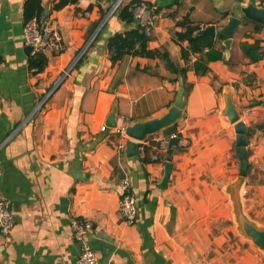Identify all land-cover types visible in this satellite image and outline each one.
Returning <instances> with one entry per match:
<instances>
[{
    "label": "crops",
    "instance_id": "crops-1",
    "mask_svg": "<svg viewBox=\"0 0 264 264\" xmlns=\"http://www.w3.org/2000/svg\"><path fill=\"white\" fill-rule=\"evenodd\" d=\"M26 1L0 0V199L15 218L11 235L0 234V264H77L76 218L92 225L86 240L99 264H264V254L237 230L229 186L241 162L235 126L223 116L232 91L248 137L242 200L249 218L264 226V57L252 64L242 51L256 41L264 47V28L243 19L229 49L216 38L225 60L210 63L207 75L190 70L183 79L159 58L112 63L108 41L139 27L112 12L117 0H79L62 10L53 8L60 0H41L44 18L60 25L65 51L46 55L48 65L37 73L26 52ZM151 1L161 18L149 48L179 70L201 57L192 55L186 66L189 43L176 39L184 19L220 29L243 18L244 4L264 7V0ZM186 84L177 130L189 144L162 152L172 163L162 187L167 163L143 162L138 150L130 156L131 141L116 132L112 115L130 122L163 116ZM126 177L139 202L131 226L119 211Z\"/></svg>",
    "mask_w": 264,
    "mask_h": 264
},
{
    "label": "built area",
    "instance_id": "built-area-1",
    "mask_svg": "<svg viewBox=\"0 0 264 264\" xmlns=\"http://www.w3.org/2000/svg\"><path fill=\"white\" fill-rule=\"evenodd\" d=\"M130 3H132L131 12L133 13L135 22L142 28L145 35L151 38L153 30L161 18L157 4L151 0H119L117 5L115 7L113 6L112 12H116L121 5ZM24 38L25 44L32 48V56L36 54L59 55L65 51L60 25L56 20L45 18L31 19L25 24ZM191 65L192 61H189L186 66L189 67ZM72 68L73 66L69 70ZM63 80L64 77L60 79L58 84L60 85ZM118 123H121V126H118ZM130 123L129 118L119 116L117 118V127L115 128L116 132L125 135V130ZM106 129L107 127H103L102 131L104 132ZM130 141L136 144V146L138 145L137 150L142 160L147 156L146 148L149 147L151 149V154L149 155L151 163L160 161L168 163L170 161L167 158L163 159L162 152L168 153L172 149L189 144L188 140L183 139L178 130L170 134L161 133L151 136L146 142L132 139ZM174 141L177 143L173 144ZM118 187L121 193L119 205L120 214L124 223L130 226L134 225L139 213V202L132 192V185L129 178L122 179ZM14 225L15 218L12 212L6 202L0 199V234L9 237ZM72 229L75 239L81 243V251L77 264H99L92 247L86 240V236L92 232V225L81 218H76L72 221Z\"/></svg>",
    "mask_w": 264,
    "mask_h": 264
},
{
    "label": "water",
    "instance_id": "water-1",
    "mask_svg": "<svg viewBox=\"0 0 264 264\" xmlns=\"http://www.w3.org/2000/svg\"><path fill=\"white\" fill-rule=\"evenodd\" d=\"M119 0L116 1L114 7L117 5ZM243 18L231 17L229 18L228 24L220 29L216 26H208L205 29H201L197 32L199 36H210L213 39L222 37L225 39V46L227 49L230 48L232 43V37L236 30L242 25L243 19L259 24L264 27V7L255 6L253 4H244L242 7ZM44 17L49 18L48 10H45ZM32 48L28 47L26 52H31ZM65 78V75L63 76ZM59 84L54 86V90ZM224 118L232 125L235 126L236 132V147L239 153L240 164V176L237 181L229 186V193L234 206V216L239 234L246 240L255 244L259 250L264 254V226H261L251 220L245 212L241 190L245 184L246 177L249 171L248 161V137L247 127L242 120V113L238 106H236L233 99V92L229 91L226 96V108L223 113ZM184 118V88L179 92L177 100L172 108L158 118H153L146 121H132L125 130V136L128 138L146 142L147 139L154 135H159L165 130L173 127L183 121ZM114 119L115 128L117 126V116L114 113L112 115ZM137 146L134 143H130L128 153L130 156H135ZM172 170V163L168 162L166 165L165 175L162 181V187L167 186L170 173Z\"/></svg>",
    "mask_w": 264,
    "mask_h": 264
},
{
    "label": "trees",
    "instance_id": "trees-1",
    "mask_svg": "<svg viewBox=\"0 0 264 264\" xmlns=\"http://www.w3.org/2000/svg\"><path fill=\"white\" fill-rule=\"evenodd\" d=\"M239 1V0H238ZM79 0H60L54 5L55 10H62L70 4H77ZM130 4L121 5L115 13L119 14V18L128 23H134L135 19L131 12ZM45 9L42 6L41 0H27L24 5V18L25 24L33 18H44ZM179 25L185 28L184 32L177 33V41H188L189 48L187 50L182 49V57L186 62L191 60L192 55L199 54L201 57L193 63L190 68H184L179 70L174 66L169 56L158 50H151L149 48L150 38H148L141 27H137L134 30L117 33L114 35L107 44V49L110 55V59L113 64L118 63L126 56L143 57L149 59H161L166 62L167 67L173 72L179 73L183 79L186 78L187 73L192 70L198 76L207 75L210 72V63L216 61H224V50L217 48V39H213L210 36H199L197 32L201 30L199 26L194 25L189 18L184 19ZM264 27L256 24V31H261ZM219 40L224 38L218 37ZM261 41H256L253 45L243 44L242 51L251 60L252 64L258 63L264 57V47L261 45ZM48 65V58L45 54H36L29 60V67L37 73L43 72ZM184 81V80H183ZM185 91L189 89L186 84L184 86ZM178 124L165 130V134L173 133L177 130ZM177 142L174 141L173 144ZM138 147V145H137ZM171 150L168 152L171 155ZM147 156L143 159V162L150 163L149 155L151 149L146 148ZM167 160L171 162V156L167 157Z\"/></svg>",
    "mask_w": 264,
    "mask_h": 264
},
{
    "label": "rangeland",
    "instance_id": "rangeland-1",
    "mask_svg": "<svg viewBox=\"0 0 264 264\" xmlns=\"http://www.w3.org/2000/svg\"><path fill=\"white\" fill-rule=\"evenodd\" d=\"M68 73V72H67Z\"/></svg>",
    "mask_w": 264,
    "mask_h": 264
}]
</instances>
